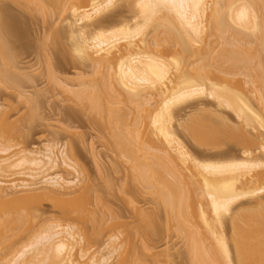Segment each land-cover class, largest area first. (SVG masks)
Wrapping results in <instances>:
<instances>
[{
	"label": "bare ground",
	"instance_id": "bare-ground-1",
	"mask_svg": "<svg viewBox=\"0 0 264 264\" xmlns=\"http://www.w3.org/2000/svg\"><path fill=\"white\" fill-rule=\"evenodd\" d=\"M16 1L33 4L36 10L43 8L39 0ZM48 1L67 14L63 22L72 55L96 77L77 74L61 79L50 54H44L49 80L76 99L89 101L91 109L109 121L115 117L116 122L131 127L129 157L142 159L138 177L182 232L189 234L191 223L199 229L188 240L190 263L264 264V171H257L264 167V160L256 154H264V117L251 101V96L260 99L259 90L248 74H243L247 91L242 85L209 76L214 71L229 75L221 65L257 60L226 39L223 44L232 47L220 63L213 62L214 49L204 42L208 29L223 34L231 28L259 32L263 26L253 6L245 0H126L131 15L123 18L108 14L121 0ZM12 32L0 15L4 47L9 45L5 37ZM159 40L169 41L178 50L159 54ZM19 64L16 59L0 64L2 83L16 91L18 99L37 106V98L19 90L36 80L27 71L30 66ZM191 66L195 76L187 74ZM197 98L212 99L216 109L200 107L194 101ZM188 109L193 113L187 114ZM225 111L232 112L234 124ZM8 117L7 107L0 105V126L15 131ZM34 117L32 111L30 119ZM200 121L212 124L206 130L191 124ZM180 127L197 136L207 149L193 152L179 136ZM115 128L118 132L121 127ZM261 129L263 133H258ZM114 136L121 145L117 133ZM224 140L242 146L240 153L219 149ZM58 144L49 141L44 148L29 152L0 144V264H111L112 256L121 255L122 245L115 235L108 240L107 253L88 254L89 238L75 224V214L86 217L87 198H64L80 188L82 171L73 154ZM66 170L72 171V178ZM189 180L196 185L194 190L186 189ZM7 197L19 206L41 199L54 201L66 222L46 219L30 229L36 215L11 216ZM240 199H254L256 208L242 210L236 205ZM141 216L151 217L144 212ZM226 216L233 227L230 236L224 229ZM25 232L27 240L13 242ZM119 264H128V259L122 257Z\"/></svg>",
	"mask_w": 264,
	"mask_h": 264
},
{
	"label": "rangeland",
	"instance_id": "rangeland-1",
	"mask_svg": "<svg viewBox=\"0 0 264 264\" xmlns=\"http://www.w3.org/2000/svg\"><path fill=\"white\" fill-rule=\"evenodd\" d=\"M245 1L253 6L263 28L256 33L231 28L225 34L216 29H208L204 42L211 44L214 49L213 62L220 63L221 56L232 47L230 43L223 44V40L226 39L241 46L250 58L257 61L224 64L221 67L229 72V75L214 71L209 76L224 79L233 85H242L247 91L243 74H248L256 82L255 86L260 95L259 100L251 96V101L264 117V0ZM38 4L43 8L36 10L33 4L0 0V15L13 29V32L5 37L9 45L4 47L5 44L0 43V64H8L16 59L20 66H30L28 70L25 69L35 76V83L19 90H26L38 100L35 106L33 103L28 104L18 99L17 92L7 89L0 76V105L7 107L8 120L16 126L15 131L0 126V144L14 145L12 151L24 149L29 152L36 148L42 149L47 142L54 141L58 142L59 146L65 145L67 151L73 154L82 171L81 186L78 190H72L64 195V198L67 200H78L82 196L87 198L86 217L80 219L75 214V224L89 238L86 242L89 255L96 253L97 256H101L107 253L110 246L108 240L115 235L122 245L121 255L112 256L111 264H119L122 257L128 259V264H191L188 240L195 238L199 229L191 223L189 234L182 232L177 222L170 219L163 203L152 194L153 190L138 177L142 159L134 160L129 157L133 144L129 141L131 137L127 133L131 127L116 122L115 117L114 121L113 119L109 121L104 115L101 116L92 110L89 101L76 99L72 94L63 92L54 81L49 80L44 54H50L56 75L61 79L75 78L77 74H83L87 79L96 77L91 75L89 67L75 60L72 55L70 40L65 33L63 22L67 14H61L59 8L48 0H39ZM218 8L220 6L216 9ZM108 14L130 17L128 1H119ZM117 18L120 17H113ZM159 42L161 46L158 53L161 55L166 56L178 50V47L169 41ZM187 74L196 75L194 66L189 67ZM37 91L40 93L37 94ZM194 101H199L202 108L216 109L212 99L197 98ZM192 110L188 109L187 114H192ZM32 111L36 113V117L30 119ZM224 113L229 114L230 122L234 124L232 112ZM191 124L206 130L212 123L200 121ZM116 125L121 127L118 132ZM257 132L263 133V129ZM116 133L121 145L115 142ZM179 136L193 152L201 148L204 151L205 147L207 149V146L200 145L197 136L181 127ZM206 139L211 141L210 138ZM224 141L219 149L233 148L234 152L240 153L242 146H236L233 141L226 140V143ZM256 154L264 160V154L260 151ZM257 171L263 172L264 167ZM65 174L73 177L71 170H66ZM22 178L29 179L26 176ZM195 187L192 181L187 182L186 189L194 190ZM37 193H41V190ZM5 200L11 216L18 213L36 215V218L32 219L30 229L38 228L46 219L66 222L61 213V206L54 201L41 199L39 203L19 206L12 202L11 198L7 197ZM254 201L240 199L236 205H240L242 210L254 209L256 208ZM141 212L148 213L151 217L144 219ZM229 219V216L225 217L224 227L228 236L233 230ZM26 233L17 235L13 242L23 240ZM25 240L27 239L24 238L23 241Z\"/></svg>",
	"mask_w": 264,
	"mask_h": 264
}]
</instances>
